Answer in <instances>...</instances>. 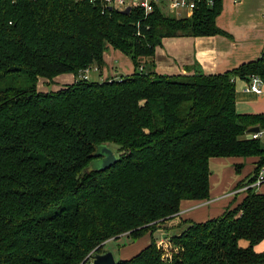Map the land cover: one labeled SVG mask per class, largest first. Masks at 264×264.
<instances>
[{"label": "trees", "instance_id": "16d2710c", "mask_svg": "<svg viewBox=\"0 0 264 264\" xmlns=\"http://www.w3.org/2000/svg\"><path fill=\"white\" fill-rule=\"evenodd\" d=\"M220 12L221 0H196L182 17L164 3L122 14L100 0H0V264H82L108 241L145 234L149 244L116 264H264L254 251L264 240V193L250 187L264 143L248 133L264 134V114L235 107L237 81L264 82V52L217 75L153 70L164 38L224 35ZM109 47L134 72L80 79L102 70ZM62 74L75 82L37 90L39 79L52 84ZM104 145L117 156L101 170ZM228 157L258 158L235 187L245 189L242 201L214 219L183 222L158 245L159 224L182 201L209 200L210 159Z\"/></svg>", "mask_w": 264, "mask_h": 264}, {"label": "crops", "instance_id": "0c3cea01", "mask_svg": "<svg viewBox=\"0 0 264 264\" xmlns=\"http://www.w3.org/2000/svg\"><path fill=\"white\" fill-rule=\"evenodd\" d=\"M215 24L225 32L224 35L162 39L161 46L155 50L153 70L157 74L167 76L193 75L197 71L205 75H217L229 72L242 64L254 62L264 52V0H221V12ZM114 51L110 57L104 53V67L97 70V74H93L94 79L90 78L89 73V80L104 81L111 77H126L134 72L132 65L129 73L118 74L117 63L124 59V54ZM74 82L75 77L72 74H62L55 77L52 84L46 79H39L38 84L42 83V87L37 85V90L57 91ZM245 84L244 81L236 82L237 113L264 114V82L261 84L260 95L247 91ZM48 85L51 87H45ZM49 88L52 89L48 90ZM257 160L256 157L210 159L209 167L213 165L214 173L209 177V200L182 201L179 213L167 221L168 227L162 232L159 230L155 232L157 244L166 245L167 239L164 238L179 233L183 229V222L202 223L239 204L245 196V189L235 190V187L253 174ZM255 189L257 193H264V183ZM144 238L148 245L151 240L150 234H145L140 239ZM247 245L246 241L239 242L240 247L244 248ZM254 251L264 252V240L254 246Z\"/></svg>", "mask_w": 264, "mask_h": 264}, {"label": "built area", "instance_id": "2783aa9c", "mask_svg": "<svg viewBox=\"0 0 264 264\" xmlns=\"http://www.w3.org/2000/svg\"><path fill=\"white\" fill-rule=\"evenodd\" d=\"M90 2H94L96 0H88ZM104 6L110 7L112 9H117L119 11L125 9L127 6L132 8H140L144 11L145 14H148L153 11L155 6H159L161 3L166 5V9L168 12L174 14L176 17H182L184 15L189 16L194 7L196 0H100ZM209 4L212 3V0H207ZM189 13V14H188ZM90 70L96 71V68L86 69L82 75L79 77L80 79L87 80L89 79ZM263 81L257 76H251L248 85L245 87L247 91L253 92L255 94L260 95L262 93L261 84ZM263 135L262 131L258 133H254L252 135L253 138H260ZM264 166L259 171L256 181L250 185L252 188L259 187L262 183H264ZM248 188V187H247Z\"/></svg>", "mask_w": 264, "mask_h": 264}, {"label": "rangeland", "instance_id": "374dc122", "mask_svg": "<svg viewBox=\"0 0 264 264\" xmlns=\"http://www.w3.org/2000/svg\"><path fill=\"white\" fill-rule=\"evenodd\" d=\"M113 52H115V51L112 50L111 48H107V50L105 51V54L110 57L113 54ZM123 56H124V59H122L121 62L117 63L118 74L119 73H124V74L129 73V71H131V66L133 65V63L129 57H126L125 55H123ZM144 62L147 63L148 65H149V63H151V61L149 59L145 60ZM94 73L97 74L96 71L90 72V78L91 79H94V76H93ZM41 79H43V78H41ZM37 85H39V87H42V83L37 84ZM45 87H51V86L48 85ZM50 89H52V88H49L48 90H50ZM261 142L264 143V134L261 137ZM110 147H111V151L113 152V154L116 157L117 156L116 148L113 146H110ZM100 166L101 165H99V167ZM213 169H214L213 165H211V167H210L211 173H214ZM238 175H239V173H238ZM167 227H168V222H163V223L159 224L158 230H159V232H162V230H165ZM182 227L184 229L186 227V225L183 224ZM139 239L137 241H130V242L125 238H123V239L120 238L118 241H108L104 244L103 249H108L112 253L115 261L125 260V259H128V258L136 255L142 248H144L147 245L145 238L142 240L141 239L139 240ZM165 239H167V238H164V240ZM165 243H167V240H165ZM163 246H165V245H163ZM85 264H90V261H87V263H85Z\"/></svg>", "mask_w": 264, "mask_h": 264}, {"label": "water", "instance_id": "95a60500", "mask_svg": "<svg viewBox=\"0 0 264 264\" xmlns=\"http://www.w3.org/2000/svg\"><path fill=\"white\" fill-rule=\"evenodd\" d=\"M131 8L127 6L125 9L121 10L122 14H128ZM260 129L258 127L251 128L248 133H258ZM101 160H100V169L106 170L112 167L116 163V157L107 146H102L100 148ZM90 261V264H116V261L112 255V253L108 249H102L100 252L94 251L92 252L82 264Z\"/></svg>", "mask_w": 264, "mask_h": 264}]
</instances>
